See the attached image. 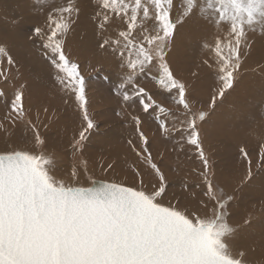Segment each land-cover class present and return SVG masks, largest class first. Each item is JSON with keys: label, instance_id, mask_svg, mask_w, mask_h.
I'll list each match as a JSON object with an SVG mask.
<instances>
[{"label": "snow or ice", "instance_id": "snow-or-ice-1", "mask_svg": "<svg viewBox=\"0 0 264 264\" xmlns=\"http://www.w3.org/2000/svg\"><path fill=\"white\" fill-rule=\"evenodd\" d=\"M42 10L45 24L34 26L29 39L40 42L65 111L71 108L79 117L69 142L71 156H83L97 127L89 110L88 69H100L68 45L70 34L86 20L96 50L116 65L110 92L119 98L116 115L132 130L127 145L137 163L131 183L89 176L92 186H79L90 171L87 159L71 166L67 178L60 175L41 132L62 119L60 109L33 102L21 61L0 40V264H256L238 244V237L255 226L254 210L240 214L234 205L255 183L257 150L237 144L244 172L233 187L218 182L205 144L206 125L226 94L240 86L253 37L258 33L264 42V0H63ZM194 21L212 39L203 41L206 57L189 68L190 77L218 78L204 100L173 63L181 29ZM104 79L112 83L111 76ZM18 132L30 134L31 144L21 147ZM158 139L171 142L177 154L195 153L200 167L192 171L199 192L185 183L179 198L169 197L170 181L162 170L167 150L157 147ZM258 155L255 167L264 190V142ZM118 164L96 162L105 174Z\"/></svg>", "mask_w": 264, "mask_h": 264}, {"label": "rangeland", "instance_id": "rangeland-1", "mask_svg": "<svg viewBox=\"0 0 264 264\" xmlns=\"http://www.w3.org/2000/svg\"><path fill=\"white\" fill-rule=\"evenodd\" d=\"M62 2L63 0H0V40L6 41L12 47L13 54L21 61L22 72L31 84L33 102L60 109L62 119L48 129H41L42 134L48 138L45 152L49 155L55 154L59 174L67 178L71 166H82V160L87 159L90 171L81 177L79 186L88 187L92 184L91 180L131 183L132 169L137 161L128 148L127 140L134 136L131 128L121 123V117L116 115V112L120 111L119 98L110 92L116 81V65L111 56L96 50L86 20L70 34L68 45L82 61L90 62L94 68L100 69L99 72L88 69L89 95L92 100L89 110L97 127L89 135L83 156H71L69 142L79 126V117L71 108L65 111L60 94L48 75L51 69L42 58L40 42L37 40L33 43L29 39L34 26L45 24L46 11L42 10V7L58 6ZM183 2L186 3V0ZM258 35L257 33V36L253 37L255 47L251 58L242 68L240 86L230 95L226 94L227 98L206 125L209 135L205 147L215 165L218 182L233 187L244 172V162L238 154L237 144L248 145L257 150L253 154L255 183L240 194L234 207L240 214L254 210L255 226L238 237V244L249 250L250 258L254 259L256 264H261L264 261V209L260 207V203L264 199V190L261 188V176L255 167V161L259 159L258 148L264 142V72L260 70L264 67V42L258 39ZM205 39H212V36L202 32L195 21L189 23L181 29L173 56L178 75L191 79L194 95L201 100L207 99L209 87L218 79L214 75L205 74L197 81L189 74V68L199 64L201 59L206 57V50L202 47ZM106 75L112 77V83L104 79ZM151 86L149 84V87ZM160 99L165 100V97L161 96ZM165 102L168 105L167 100ZM147 119L155 129L157 125L152 122L151 117ZM15 139L21 147L32 142L30 134L25 138L19 132ZM157 147L167 150L162 170L170 181L167 188L169 197L176 194L179 198V194L183 192V184L188 182L184 178L190 175L186 173L187 168H199L200 162L194 152L190 151L188 155L172 152L171 142L165 143L158 139ZM101 159L118 161L116 171L102 173L96 166V162ZM189 178L193 183L187 184L199 192L201 189L196 186L200 181L195 172Z\"/></svg>", "mask_w": 264, "mask_h": 264}, {"label": "bare ground", "instance_id": "bare-ground-1", "mask_svg": "<svg viewBox=\"0 0 264 264\" xmlns=\"http://www.w3.org/2000/svg\"><path fill=\"white\" fill-rule=\"evenodd\" d=\"M2 9H3V8H2ZM42 26H43V25H42ZM195 33H196V32H195ZM72 40L74 41V37H73ZM31 72H32V71H31ZM26 73H27V72H26ZM34 75H35V74H34ZM34 75H33V76H34ZM37 76H38V75H37ZM37 76H36V77H37ZM34 77H35V76H34ZM39 78H40V77H39ZM33 79H34V78H33ZM36 79H37V78H36ZM36 79H35V80H36ZM181 170H182V169H181ZM181 170H180V171H181ZM185 170H186V169H185ZM188 170H190V171L188 172ZM192 170H193V168H190V169L187 168L186 173H187V174H190V175L192 176V174H193V171H192ZM182 174H183V173H182ZM187 174H185V175H187ZM190 175H189V177H190ZM183 177H184V176H183ZM189 177H188V176H187V177L185 176L186 179L184 178V180L188 181L189 184H191V183H193V180L190 179ZM191 178H192V177H191ZM184 182H185V181H184ZM188 182H187V183H188ZM185 183H186V182H185Z\"/></svg>", "mask_w": 264, "mask_h": 264}, {"label": "water", "instance_id": "water-1", "mask_svg": "<svg viewBox=\"0 0 264 264\" xmlns=\"http://www.w3.org/2000/svg\"><path fill=\"white\" fill-rule=\"evenodd\" d=\"M98 181H102V180H98ZM102 182H107V181H102ZM91 186H92V184L88 187H91ZM96 186L98 187L99 185L97 184Z\"/></svg>", "mask_w": 264, "mask_h": 264}]
</instances>
